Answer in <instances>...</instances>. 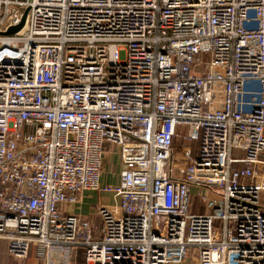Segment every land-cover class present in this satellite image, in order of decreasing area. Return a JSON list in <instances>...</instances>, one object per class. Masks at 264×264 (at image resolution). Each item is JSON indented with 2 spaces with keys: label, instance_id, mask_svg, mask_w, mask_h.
I'll return each instance as SVG.
<instances>
[{
  "label": "built area",
  "instance_id": "built-area-1",
  "mask_svg": "<svg viewBox=\"0 0 264 264\" xmlns=\"http://www.w3.org/2000/svg\"><path fill=\"white\" fill-rule=\"evenodd\" d=\"M84 191L113 195L100 228ZM0 238L44 264H264V0H0Z\"/></svg>",
  "mask_w": 264,
  "mask_h": 264
},
{
  "label": "crops",
  "instance_id": "crops-1",
  "mask_svg": "<svg viewBox=\"0 0 264 264\" xmlns=\"http://www.w3.org/2000/svg\"><path fill=\"white\" fill-rule=\"evenodd\" d=\"M106 149L108 151L106 153V157L109 155L110 159H106L105 157V167L101 176V181L103 184L116 183L119 181L120 173V160L117 154V148L114 145L108 143L106 145ZM108 163L110 167L107 168ZM80 197L81 199L75 208V212L78 213L83 220L90 221L100 228L101 219L98 214V206L101 202H111L113 195L107 192L100 193L96 191H84ZM192 210L203 213L210 212V209L204 207V205H202V203L197 198L193 199ZM61 253L63 254V252ZM71 258V264H84L83 249L81 247L74 248L71 253ZM0 264H44V261L38 256L36 248H33L30 255L25 259L13 257L9 253L7 240L0 238Z\"/></svg>",
  "mask_w": 264,
  "mask_h": 264
},
{
  "label": "rangeland",
  "instance_id": "rangeland-1",
  "mask_svg": "<svg viewBox=\"0 0 264 264\" xmlns=\"http://www.w3.org/2000/svg\"><path fill=\"white\" fill-rule=\"evenodd\" d=\"M174 147H175L174 165H181V164L188 162L189 160L188 158L196 154L198 143L196 141H187L185 138H182L181 136H177L175 139ZM232 155L234 157H240L241 153L239 150L234 149ZM106 159H110L109 155H107ZM240 166H242V164H240ZM108 167H110L109 163H108L107 168ZM96 194L99 195L98 193Z\"/></svg>",
  "mask_w": 264,
  "mask_h": 264
},
{
  "label": "water",
  "instance_id": "water-1",
  "mask_svg": "<svg viewBox=\"0 0 264 264\" xmlns=\"http://www.w3.org/2000/svg\"><path fill=\"white\" fill-rule=\"evenodd\" d=\"M24 19L25 18L23 17L22 21L18 25L10 27L8 29V31H6V33L11 34V33H14L15 31L19 30L24 24Z\"/></svg>",
  "mask_w": 264,
  "mask_h": 264
}]
</instances>
